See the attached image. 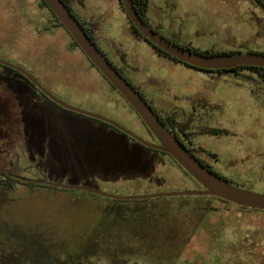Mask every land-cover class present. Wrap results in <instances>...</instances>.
I'll use <instances>...</instances> for the list:
<instances>
[{"label": "rangeland", "instance_id": "374dc122", "mask_svg": "<svg viewBox=\"0 0 264 264\" xmlns=\"http://www.w3.org/2000/svg\"><path fill=\"white\" fill-rule=\"evenodd\" d=\"M17 1L0 0V59L14 64L3 49L20 48L9 34L13 20L8 11ZM69 1L99 48L156 109L178 111V118L193 111L197 120L188 131L202 150L201 159L234 185L264 193L259 184L249 185L264 180V172H251L264 169V81L259 74L205 71L159 56L134 34L120 0ZM149 2L151 21L165 23L164 30L177 34L181 47L264 53V7L258 0ZM39 11L29 22L39 46L65 63L48 77L40 72L39 81L67 104L154 143L137 112L75 47L69 32L47 11ZM18 90L0 83L1 111L4 96L11 107L22 99L29 104L28 109L15 107V123H0V173L117 195L202 190L171 156L138 146L105 122L55 107L30 88ZM213 129L228 135L207 133ZM111 169L137 172H104ZM14 184L0 189V264H264L262 210L210 196L122 201L21 180Z\"/></svg>", "mask_w": 264, "mask_h": 264}, {"label": "water", "instance_id": "95a60500", "mask_svg": "<svg viewBox=\"0 0 264 264\" xmlns=\"http://www.w3.org/2000/svg\"><path fill=\"white\" fill-rule=\"evenodd\" d=\"M43 1L57 17L63 27L69 32L71 37L79 45L90 62L137 112L139 117L157 140L158 144H153L144 140L121 124L107 117L67 104L56 97L48 89H46L31 73H29L24 68L3 59H0V64L23 74L48 98H50L62 108L106 122L116 127L123 133L129 135L131 138L145 147L170 155L202 187V190L158 192L143 195H117L85 186L59 184L47 180H31L24 177H18L20 180L27 183L46 185L61 189L85 191L99 195L101 197L122 201L179 196H210L222 199L226 202L241 207L264 211V193H256L225 181L223 178L207 169L186 149V147L163 123L159 115L154 111L148 101L105 56V54L88 35L80 21L74 16L63 0ZM260 1L264 5V0ZM121 2L129 20L144 38H146L149 42H151L163 52L169 54L173 58L188 66L200 70L218 72L228 71L239 67L264 68V54L239 53L236 55L210 56L188 51L156 33L141 17L136 6L134 5L133 0H121Z\"/></svg>", "mask_w": 264, "mask_h": 264}, {"label": "trees", "instance_id": "16d2710c", "mask_svg": "<svg viewBox=\"0 0 264 264\" xmlns=\"http://www.w3.org/2000/svg\"><path fill=\"white\" fill-rule=\"evenodd\" d=\"M63 1L69 7V9L74 14V16L80 21V23L82 24V26L84 27V29L86 30L88 35L97 44L98 42L96 41V39H95L93 33L91 32L90 28H88L85 25V23L82 22L80 20V18L76 15V13H75L70 1L69 0H63ZM120 2H121V0H120ZM133 2H134V5L137 8L139 14L144 18L145 12H146V6L148 5V0H133ZM258 2L264 7V5L262 4V2L260 0H258ZM14 6H16V7L14 9H11L10 10L11 12L8 11V13H10L12 15V20H13L12 21L13 24L11 25L12 27H10L11 30H9L10 31L9 34H10L11 42L14 43L15 46L16 45L19 46L20 48H15V47L9 46L8 48L7 47L4 48L3 50L5 51V53H8V56L10 58L15 59L16 65L24 68L29 73H31L34 77H36V78L40 77V72H42L44 74V76L48 77V75H50V73L53 70L58 71V69H60L61 66H64L65 63L63 64L61 62L62 61V57L58 56L57 53H55V51H53L51 54H48V53H46L44 51V49L40 48V46H39L40 45L39 35H38L37 31L35 30V27L32 26V24H29L31 18L33 17L32 12L33 11L38 12L40 9H43V10L48 12L47 14L49 15V18L51 19V21H54L55 23H57L61 27H63V25L59 22L57 17L52 13V11L49 9V7L46 5V3L43 0H19L17 5L14 3ZM16 13H18V15ZM47 14H45V15H47ZM16 15L19 16L20 18H22V21H17L16 18H15ZM130 23H131V21H130ZM28 24H29V26H27L26 29H24V27L26 25H28ZM131 26H132V29L134 31V34H136V35L138 34V37H142V35L138 32V30L134 27V25L132 23H131ZM75 47L78 48L84 54V52L81 50V48L79 47V45L76 42H75ZM182 48H184V49H186L188 51H192L194 53L203 54V55H210V56H222V55H236V54H239L238 52H224V51H211V50H209V51H200V50H197V49H195L193 47H190V46H183ZM158 51L161 53L162 56H164V57H166L168 59H172V60H174L176 62H181V61L173 58L172 56L168 55L167 53L163 52L162 50L158 49ZM252 53L253 52H250V54H252ZM262 54H264V53H262ZM105 56L109 59V57L106 54H105ZM32 58H34V59L39 58V60H42V61H41V63L34 65L30 61ZM109 60L117 68V70L145 98L144 93L134 83H132L131 80H129L125 76L124 72L120 68H118L111 59H109ZM88 61L90 62L89 59H88ZM49 63H51V67H52L51 69L52 70L49 67L50 65H48ZM91 65L93 67H95L92 63H91ZM72 67H74L76 75L80 76V74H78V72L76 71V68H75L76 66L72 65ZM46 68H48V70H49L48 72H46ZM244 70L252 71L254 73L259 74L262 77L263 81H264V68L239 67V68H235V69L228 70V71H221L220 73H235V74H239V72L244 71ZM47 73H48V75H47ZM0 75H1L0 83L2 82V84L4 86H6L8 83H11V85H13L14 87L19 89L18 90L19 92H23V90H24V92H26L27 88H30V90L34 91L35 93L37 92V94L39 95L40 98L46 99L47 101H49L55 107H58V108H60L62 110H66V109L62 108L61 106H59L58 104H56L55 102H53L51 99H49L40 89H38L35 85H33L28 78H26L23 74L19 73L18 71L13 70L11 68H8V67L3 66V65L0 64ZM37 79H39V78H37ZM39 80L41 81L42 78L39 79ZM111 88L115 90V88L113 86ZM10 89L11 88L6 87L4 90H5V92H9L10 93ZM4 98H5V100L3 101V103H6V104H3V107H2L3 110L2 111L0 110V120H1L0 123L2 124V121L4 122V124H2V125H6L10 121H12V122L14 121V123H15V119L14 120L12 119V117L15 118L16 115H17L15 107L18 106L21 109H24V108L28 109V105L29 104L26 103L27 100L25 102V100L22 99L21 103H18L17 106L11 107V104H12L11 99H9L8 97H5V96H4ZM25 103H26V105H25ZM150 105H151V107L153 106V104H150ZM152 108H154V107H152ZM5 118H11V120H7L6 121ZM167 122H168V124H169L168 126L170 128L178 127L177 120L175 118H173V117L167 119ZM111 127L113 129H115L116 131L121 132L118 129H116L115 127H113V126H111ZM169 127H167V128L169 129ZM181 130L183 132H186L187 131V127L183 126V127H181ZM221 132H222L221 130L213 129V130H208L207 133H213L214 135H220ZM227 132H228L227 130L224 131L225 134H227ZM121 133H123V132H121ZM124 135H126L128 138L132 139L127 134H124ZM188 135H190V134H188ZM148 150L155 151V150H152V149H149V148H148ZM156 152H159V151H156ZM159 153L164 154V155H168V154L163 153V152H159ZM208 154L211 155L210 153H208ZM135 156H133L134 161L137 160L136 158H134ZM193 156L201 164H203L207 169L210 170L211 167L204 160L198 159L195 155H193ZM137 158H138V156H137ZM139 159H140V156H139ZM213 173L218 175L219 177L223 178L225 181H228L224 177L220 176L218 173H216V172H213ZM0 176H1L0 177L1 178L0 179V189H2V188H7L8 190L9 189H13L15 187L14 183L15 182L19 183L18 179H15V178H13L10 175H5V174L0 173ZM228 182H230V181H228Z\"/></svg>", "mask_w": 264, "mask_h": 264}, {"label": "flooded vegetation", "instance_id": "af4514ba", "mask_svg": "<svg viewBox=\"0 0 264 264\" xmlns=\"http://www.w3.org/2000/svg\"><path fill=\"white\" fill-rule=\"evenodd\" d=\"M149 4H150V2H149V0H148V5L146 6V12H145V16H144V20L146 21V23L156 32V33H158L159 35H161V36H163V37H165L166 39H168L169 41H171V42H174L175 44H177L176 43V40H177V34H175L174 32H169L167 29L166 30H164V25H165V23H158V24H154L152 21H151V19H150V17H149V15H148V10H149ZM123 6V5H122ZM124 8V7H123ZM161 22H170V21H161ZM151 23L153 24V25H155L157 28L155 29L152 25H151ZM174 23V22H173ZM163 27V28H162ZM159 30H162V31H165L167 34H170V36L169 37H166L165 35H163L162 33H160L159 32ZM134 32V31H133ZM139 32V31H138ZM140 33V32H139ZM141 34V33H140ZM136 35V34H135ZM137 36H138V34H137ZM141 40H144V41H146V42H148L155 50H156V52L159 54V56H162L161 55V53L158 51V47H156L155 45H153L151 42H149L146 38H144L143 36L142 37H139ZM160 50V49H159ZM169 55V54H168ZM162 57H164V56H162ZM166 58V57H165ZM170 60H172V59H170ZM174 61V60H173ZM176 62V61H175ZM90 63V62H89ZM181 63V62H180ZM91 64V63H90ZM184 64V63H183ZM94 68H96V67H94ZM97 69V68H96ZM97 71H98V69H97ZM99 72V71H98ZM100 73V72H99ZM101 74V73H100ZM102 75V74H101ZM103 76V75H102ZM36 78V77H35ZM37 79V78H36ZM90 79V78H89ZM38 81H39V79H37ZM91 80V79H90ZM105 80H106V82L110 85L111 83H109V81H107V79L105 78ZM31 82V81H30ZM40 82V81H39ZM32 83V82H31ZM41 83V82H40ZM33 84V83H32ZM42 84V83H41ZM34 85V84H33ZM43 85V84H42ZM44 87L46 86L45 84L43 85ZM111 86V85H110ZM47 87V86H46ZM45 87V88H46ZM112 87V86H111ZM47 89V88H46ZM49 90V89H48ZM114 90V89H113ZM50 91V90H49ZM115 92H117V93H119L116 89L114 90ZM51 92V91H50ZM52 93V92H51ZM119 95L120 96H122L120 93H119ZM88 96H90V95H88ZM109 95H107L106 97H108ZM85 97H87V96H85ZM110 97V96H109ZM123 97V96H122ZM89 98V97H88ZM50 99V98H49ZM109 99V98H108ZM112 98H110L109 99V101L111 102L112 100H111ZM124 99V98H123ZM125 101H126V99H124ZM147 100V99H146ZM148 101V103H150V104H152L151 103V101H149V100H147ZM127 102V101H126ZM127 104H129L128 102H127ZM130 105V104H129ZM131 106V105H130ZM152 107H154V106H152ZM154 109V111L159 115V117H160V119L163 121V123H165L166 124V126L167 127H169L168 125V122H167V119H169V118H175L176 120H177V125H178V127H175V128H170L169 127V129L171 130V132L173 133V135L176 137V138H178L180 141H181V143L182 144H184V146L186 147V149L190 152V153H192L193 155H195L198 159H201V152H202V150L200 149L199 150V148H197L195 145H194V143H192L193 142V140H192V138H191V133H189V131H188V129H189V127L191 128V124L192 123H194V122H196V120H197V118L195 117V115H194V113H193V111L192 112H190L189 114H185V113H183V114H181V116H179V118H178V111H173V112H168V113H166V112H162V111H160V110H158V109H156L155 107L153 108ZM134 110V109H133ZM135 111V110H134ZM200 117H201V115H200ZM183 118V119H182ZM185 118V119H184ZM199 120H200V118H199ZM100 121V120H99ZM103 122V121H102ZM106 123V122H105ZM108 124V123H107ZM110 125V124H109ZM112 126V125H111ZM183 126H185V127H187V131L186 132H183L182 130H181V127H183ZM114 127V126H113ZM116 128V127H115ZM117 129V128H116ZM224 130V129H223ZM120 131V130H119ZM122 132V131H121ZM125 134V133H124ZM188 134H190V135H188ZM221 135H225V134H220V136ZM129 136V135H128ZM188 140L189 142H190V144H188L187 142H186V140ZM132 140L138 145V146H143V147H145L144 145H142V144H140L139 142H137L136 140H134L133 138H132ZM153 141H154V143L153 144H158V142H157V140L155 139V137L153 136ZM151 143V142H150ZM147 148V147H146ZM148 149V148H147ZM261 149V148H260ZM153 150V149H152ZM156 151V150H155ZM160 152V151H159ZM262 153H264V152H262ZM261 153H259L258 154V156L260 155ZM203 160V159H202ZM209 165V164H208ZM210 166V165H209ZM211 167V166H210ZM183 170V172H186L184 169H182ZM210 171L211 172H218L217 170H215L214 168H210ZM104 172H137V171H134V170H126V169H111V170H108V171H104ZM241 172H249V171H241ZM251 172H264V169H258V170H254V171H251ZM5 175H10V176H12L13 178H15V179H18V180H20L18 177H22V176H17V175H12V174H6V173H4ZM220 175V174H219ZM14 176H16V177H14ZM220 176H222V175H220ZM222 177H224L225 179H227L225 176H222ZM228 181H230V179H227ZM22 181V180H21ZM263 182H262V184H261V182H257V183H255V180H254V184L251 182L249 185L251 186V188L253 187V185H255V186H258V184L260 185V186H262L263 187V189H264V180H262ZM231 182V181H230ZM232 183V182H231ZM257 184V185H256ZM251 190V189H250ZM252 191V190H251ZM264 191V190H263Z\"/></svg>", "mask_w": 264, "mask_h": 264}]
</instances>
